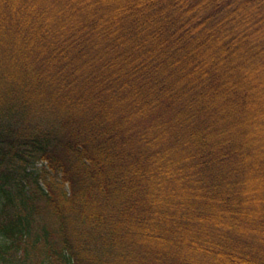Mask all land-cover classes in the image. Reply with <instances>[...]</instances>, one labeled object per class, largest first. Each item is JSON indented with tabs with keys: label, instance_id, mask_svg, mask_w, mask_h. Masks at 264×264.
Segmentation results:
<instances>
[{
	"label": "trees",
	"instance_id": "obj_1",
	"mask_svg": "<svg viewBox=\"0 0 264 264\" xmlns=\"http://www.w3.org/2000/svg\"><path fill=\"white\" fill-rule=\"evenodd\" d=\"M0 264H264V0H0Z\"/></svg>",
	"mask_w": 264,
	"mask_h": 264
},
{
	"label": "rangeland",
	"instance_id": "obj_2",
	"mask_svg": "<svg viewBox=\"0 0 264 264\" xmlns=\"http://www.w3.org/2000/svg\"><path fill=\"white\" fill-rule=\"evenodd\" d=\"M41 165H42L41 163H36V164L30 166V167L28 168V171H35L36 168H39Z\"/></svg>",
	"mask_w": 264,
	"mask_h": 264
}]
</instances>
